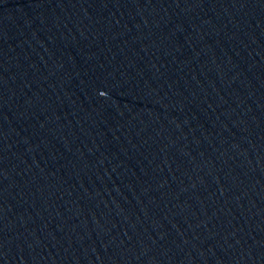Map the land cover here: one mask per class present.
Listing matches in <instances>:
<instances>
[{
	"label": "water",
	"instance_id": "95a60500",
	"mask_svg": "<svg viewBox=\"0 0 264 264\" xmlns=\"http://www.w3.org/2000/svg\"><path fill=\"white\" fill-rule=\"evenodd\" d=\"M0 264H264V0H0Z\"/></svg>",
	"mask_w": 264,
	"mask_h": 264
}]
</instances>
